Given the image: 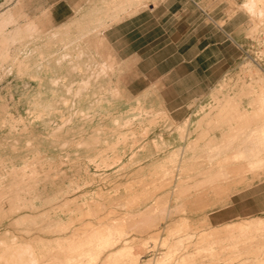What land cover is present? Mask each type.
<instances>
[{"label":"bare ground","instance_id":"6f19581e","mask_svg":"<svg viewBox=\"0 0 264 264\" xmlns=\"http://www.w3.org/2000/svg\"><path fill=\"white\" fill-rule=\"evenodd\" d=\"M135 2L136 4H117V0H109L106 4H95L86 14L88 17L77 23V32L85 35L82 37L83 40L91 39L87 37L91 31L105 29L119 22L123 16H130L146 8V4H138L142 0ZM245 4L252 13L264 8V0H248ZM3 19L0 18V63H2L0 70H6L8 66L4 68L3 64L10 61V65L18 67L22 73H30L42 89L33 101L34 107L30 116L10 118V133L15 131L17 134L27 133L28 138L23 140L11 135L13 141L11 147L14 151L0 153V215L14 214L29 208L37 209L34 199H41L47 194L40 191L41 185L45 189L48 183L64 177L88 176L66 192H62L60 195L63 196L62 202L52 206L50 210L59 214L84 210L87 215L99 219L100 228L87 230L83 235L56 238L55 243L46 244L44 248L49 252L63 251L65 264H170L168 261L172 254L170 252H164L162 255L158 252L152 254L146 261H141L143 252L134 250L132 233L143 225H152L157 215L161 212L162 215L163 211L173 213L178 207L177 204L162 208L159 199L150 203L151 197L148 200L144 198V189L135 188L132 184L126 185L121 193L114 195L107 193L104 188L90 189L95 184L98 172L104 168L114 169L118 177L127 176L135 169L138 171L144 169L143 166L139 167V163L144 161L145 149L137 145L136 123L144 124L149 118L151 123L146 125V128L153 130L154 127L160 126L158 120L165 118L167 110L162 108L157 111L138 105L125 113H119L115 102L107 96L101 95L102 98L99 100L96 98L88 102L77 100L86 89L89 90V95L99 93L92 91L93 80L102 75L98 74L99 71L105 74L115 71L120 66L114 56L109 55L108 61L101 63V70L95 69V74H89L88 77L79 63L77 69L80 73H84V76L82 75L81 80L72 81L64 75V72L57 73L51 68L48 61L50 55L45 51L38 53L39 60L35 62L29 54L19 56L14 50L22 32L30 35L35 30L37 26L35 27L34 22L32 24L35 28L29 24L24 27L25 29L14 26L8 31L5 23H14L15 19L13 16L8 20ZM94 39L104 43L102 36ZM59 41L64 47L70 48L73 39L66 35L60 37ZM78 55L81 56L80 50ZM39 66L42 73L38 72ZM49 73H52V76H49ZM48 82L52 84L49 87ZM251 84V88H242L227 96L222 102H218L213 114L208 113L209 115L203 116L205 130L202 135L173 150L164 161L158 163L152 172L155 177L153 183L156 192H161L167 187L164 193L178 200L182 191H185L183 188L180 189L182 180L196 176L203 178L197 184L200 190L198 193H193L194 198H199L195 196L197 194L202 196L220 190L221 185L230 192L237 193L241 185L248 183L252 185L263 180L259 177L261 174L258 171L264 164V76L254 79ZM256 86H259V89ZM116 92L113 94H117ZM245 97L250 100H244ZM18 126H22V129ZM40 127H43L42 138L37 136ZM168 127L170 128L169 125ZM183 138L187 139V137ZM21 142L25 145L19 144ZM20 147L26 151L19 152L17 149ZM156 150L157 156L163 152V148L159 145ZM150 157H154V153ZM248 173H252L251 177L247 175ZM232 175L238 176V179H231ZM157 178L160 182L156 181ZM235 184L238 187L231 191L229 187ZM6 202L9 203L8 208ZM123 213H125L124 218L113 217L116 214L122 216ZM102 214L104 216H101ZM21 215L17 219L19 224L40 225V229L49 232L63 231L73 224V222H64L60 220L61 218L46 225L38 224L37 220L32 218L34 217L32 214ZM87 225L94 227L95 222L89 221ZM221 228L227 229L230 238L236 240L232 248L241 249L246 247L250 240L255 239L256 235L239 239L235 232L260 230L264 228V218L253 217L226 223ZM26 230L31 232L33 229L28 227ZM218 232H220L219 228L201 237L200 243L205 242V244L197 246L195 252L185 253L178 259V264H193L197 256L213 258L220 256L215 244L217 240L213 236ZM179 239L178 242L182 240ZM165 243L167 244V241ZM49 252L43 253L42 250H34L31 246L20 243H13L3 248L0 246V264H47L44 259ZM235 255V258H240L243 252H237ZM125 257H129V261H121Z\"/></svg>","mask_w":264,"mask_h":264},{"label":"rangeland","instance_id":"374dc122","mask_svg":"<svg viewBox=\"0 0 264 264\" xmlns=\"http://www.w3.org/2000/svg\"><path fill=\"white\" fill-rule=\"evenodd\" d=\"M56 1L57 0H0L1 20L2 18H4L3 20H8L12 16L15 19L14 23H5V27L8 31H11L14 26L15 28L25 29L24 27H27L33 22L34 25L36 24L35 27L37 26L36 28H38L36 29L32 24L35 30L30 35H28L29 33L24 32L19 35L14 47V50L19 56L29 54L33 61L36 62L39 60L38 53L43 50L50 55L48 56V61L51 68H54L57 73L63 74L64 72V75L69 77L72 81L81 80L80 78H82V75L84 76V73H80L77 69L79 63L81 64V67L85 69V75L88 77L89 74H95V69L101 70V63L108 61L109 55L114 56L115 60L119 62L118 58L113 53L114 51L112 50L111 45L105 41V39L103 44L100 40L94 39L95 37L102 36V30L97 29L96 31L88 33L87 37L91 38L89 40H83L82 37H85V35L77 32V23L88 17L86 14L91 11V8H93L95 4H88L86 8L78 10V7H83L86 4H54ZM138 4H141V2H138ZM148 5L149 4H146V6ZM243 7L254 18L264 21V8H261L257 13H252V11L248 10L246 4H243ZM237 10L238 8H236V11ZM79 12L80 15H78ZM262 30H254L248 34V37L251 39L246 44L244 50L246 55L243 56L244 60L241 65L237 67L238 70L228 73L229 77L227 83L224 84L223 88L215 90L213 97L209 102L203 105L197 104L193 106L196 110L195 114L187 120L183 121V119L190 113V110H187L186 106H169L172 111H175L173 114L174 117L178 119L174 120L164 105L147 103L146 81L133 79L136 76L135 72L125 73L126 66L121 62H119L120 66L118 65L119 67L115 71L107 72L108 74L105 73L106 75L99 71L98 74L102 75L93 80L92 87L93 92H99L97 95H89V90L86 89V91L77 98V100L88 102L96 100V98L99 100L102 98L101 95L104 97L107 96V98L109 97L115 102L116 110H118L119 113H125L132 107L138 105L143 106L146 109L157 111L162 108L167 110V113L164 115L165 118L158 120L160 126L154 127L153 130L146 128V125L151 123V119L149 118L144 124H141L140 122L136 123L135 135L138 138L137 145L144 147L145 149L143 150L144 161L139 163V167L143 166L144 169L142 171L135 169L127 176L118 177V173L114 169L110 170L104 168L98 172L95 184L90 188H104L107 193H112V195H114L115 193L118 194V192L121 193L126 185L132 184L135 188L139 187L140 190L141 188L144 189V198L145 200H148V198L151 197L149 200L150 203H154L156 199H159L158 202L161 204L160 206L162 208L174 204L178 205L173 213L163 211L162 215V212L157 215V218L153 221L155 226L153 224H146L136 230L137 232L134 231L132 233L134 250H141L143 252L141 261H146L147 258H151L152 254L158 252L160 253L159 255H162L164 252H170V254L172 253V256L170 255L169 257V263L178 264V259L185 253L189 251L195 252L198 248L197 246H203L202 244H205V242L200 243L201 237L206 234H211L214 230H218L219 228L220 232L215 233L213 236L214 239L217 240L214 241L216 242L215 244L217 245V250L220 252V256L214 258L197 256L193 264H264V228L260 230H247L244 232L236 231L235 234L239 239H243L249 235H256L255 239L250 240L247 243V246L242 247L241 249L232 248L236 240L230 238L227 229L221 228L223 227V224L225 225L226 223H233L244 219H252L253 217L243 219L237 218L225 223L219 222V224L217 222L214 223L212 217L215 215H213V212L222 208L223 205L226 206L232 203L230 198L234 192H230L229 189H226L221 185L222 187H220V190L218 189L214 192L211 191L210 193L202 194V196L201 194H197L195 196H199V198H194L193 193H198L200 190L198 189L199 186L197 184L203 178V176H196L189 180H182L180 189L183 188L185 191H182V194H180L178 200H176L173 196L171 197L164 193L167 187L162 189L161 192H156L157 189H155V184L153 183L155 177L152 173L154 168L158 166V163L164 161L173 150L186 145L187 142L197 139L198 136L200 137L202 135V132L205 130V126L203 125L205 119L203 120V116L213 114L214 108L218 102H222L227 96L232 95L234 92H237L242 88H251V83H253L254 79L264 76V26ZM66 35L71 36L73 39L69 46L70 48L64 47L59 41L60 37ZM100 44H102V46ZM79 50L81 51V56L78 55ZM60 59L63 60L61 61ZM254 59L259 62L257 65L254 63ZM10 64V61L5 62L3 65L4 68L8 66L7 69L0 70V153L3 154L14 151L11 147L13 142L11 140L12 137H10L11 135L23 140H25L26 137L28 138L27 133L17 134L16 131L10 133V118L11 116L16 118H19L20 116H30L34 107L33 101L42 89L39 82L35 78H32L30 73H22L18 67L11 66ZM1 65L2 63H0V66ZM35 67L37 66L35 65ZM40 67L41 66L38 67V72L42 73ZM132 69H134V67H131V70ZM49 76H52V73H49ZM47 85L49 87L52 84L48 82ZM259 86H256V88L259 89ZM115 92L117 94H113ZM148 98L149 97H147V99ZM244 100L249 101L250 98L245 97ZM180 108L181 110L184 109L182 111L183 113L180 112ZM18 128L22 129V126H18ZM42 131L43 127H40L37 133L38 138H42ZM183 137H187V139H184ZM19 144L22 145L23 142ZM157 145L163 148V152L158 156L155 154L157 151ZM17 150L19 152L26 151V149H21V147ZM152 153H154V157H150ZM216 169L217 168H214V170ZM258 172L261 174L259 177L264 180V164ZM247 175L251 177L252 173H248ZM87 177L88 176L80 178L64 177V179L56 180L58 182L52 181L48 183L45 189H43V185H41L39 188L41 189L40 191L47 194H45L44 197H41V199H34L35 205L38 207L37 209L29 208L14 214H1L0 242L2 244L0 246L3 248L13 243H20L29 245L34 250H42L43 253L44 251L47 253L49 250H46L44 245L55 243L56 238L72 237L75 234L83 235L87 230L91 231L92 229L100 228L99 219L97 220V218L87 215L84 210L70 211L68 214H59L54 210H50L52 206L62 202L63 196H60L62 192H66L73 185L80 183L81 179H87ZM231 179L236 180L238 179V176L232 175ZM156 181L160 182V179L157 178ZM252 185L249 183L243 184L241 185V188H249ZM236 187H238V185L235 184L231 185L229 188L232 191ZM5 205L8 208L9 203L6 202ZM21 214H32V216H34L32 218L37 220L38 224L46 225L47 223L59 220L60 218V220L64 222H73V224L63 231L56 230L49 232L40 229V225L19 224L17 219L22 216ZM101 216H104V214ZM124 216L125 213H123L122 216L119 214L113 215L114 218L119 217V219L124 218ZM89 221L95 222V226H88L87 223ZM28 227L33 230L27 232L29 230H26ZM179 238L183 240L182 243V240L179 241L180 243L178 242L177 239ZM148 239L151 240L149 241ZM152 241L155 242L153 243ZM166 241L167 244L165 243ZM145 242L146 244H144ZM173 244L175 246H173ZM181 244L183 245L181 246ZM178 246L181 247L179 248ZM137 247L139 249H137ZM240 251L243 252V256L235 258V254ZM47 255L48 256L44 259L45 263L55 264L59 262L58 264H65V254L63 251L57 250L49 252ZM121 261L127 262L129 261V257H125Z\"/></svg>","mask_w":264,"mask_h":264},{"label":"crops","instance_id":"0c3cea01","mask_svg":"<svg viewBox=\"0 0 264 264\" xmlns=\"http://www.w3.org/2000/svg\"><path fill=\"white\" fill-rule=\"evenodd\" d=\"M108 1L57 0L54 4H86L80 10ZM121 1L117 4H136ZM247 1L142 0L141 4H149L146 8L123 16L102 29L101 35L126 66L125 73L135 72L133 79L146 81V102L164 105L174 120L178 119L169 106H186L190 113L184 121L195 114L193 106L206 104L215 90L224 87L228 73L238 70L244 60L248 34L263 29L264 21L243 7ZM254 63L259 62L254 59ZM230 201L213 212L214 222L264 217V180L241 188Z\"/></svg>","mask_w":264,"mask_h":264}]
</instances>
